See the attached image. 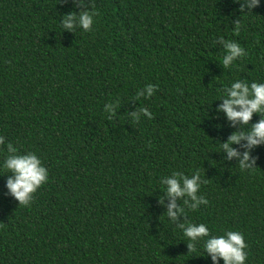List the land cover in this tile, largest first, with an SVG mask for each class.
<instances>
[{
    "label": "trees",
    "instance_id": "obj_1",
    "mask_svg": "<svg viewBox=\"0 0 264 264\" xmlns=\"http://www.w3.org/2000/svg\"><path fill=\"white\" fill-rule=\"evenodd\" d=\"M95 2L85 32L62 22L92 0H0V264H213L204 241L189 253V222L241 232L245 264H264V145L241 170L220 146L241 125L218 111L233 82L264 83V0L250 14L233 0ZM222 38L247 53L228 69ZM144 107L153 118L137 123ZM8 143L49 172L29 207L7 188ZM197 170L208 204L178 198L172 221L162 181Z\"/></svg>",
    "mask_w": 264,
    "mask_h": 264
},
{
    "label": "clouds",
    "instance_id": "obj_2",
    "mask_svg": "<svg viewBox=\"0 0 264 264\" xmlns=\"http://www.w3.org/2000/svg\"><path fill=\"white\" fill-rule=\"evenodd\" d=\"M240 3L239 11L250 14L252 10L259 6L260 0H233ZM83 6V5H82ZM96 2L92 0V10L81 11L78 15L71 12L63 18L62 27L68 31H74L78 21V26L85 32H91L94 25V17L99 13L95 11ZM242 27L241 20L235 21L234 34L239 35ZM225 48V55L222 58V66L228 69L234 63L244 58L247 53L239 43L222 38ZM158 90V85L148 84L145 91L147 98H151ZM223 104L218 111L226 113L229 121L233 125L239 123L240 129L234 132L227 143L220 144L223 151L227 152L228 160L236 158L239 160L241 170L254 171L257 169V159L253 158L251 151L253 148L264 145V83L253 82L249 85L246 81L237 80L230 87L223 90ZM143 95V93H140ZM141 114L152 119V113L147 107L138 109L132 114L133 120L140 121ZM261 118L258 123L252 124L254 115ZM218 119V117H216ZM111 120V117L108 118ZM250 126V131L246 129ZM219 127V126H217ZM243 143L242 142H245ZM5 145V138L0 136V146ZM233 145H241L246 149L241 155ZM7 153L4 160V168L7 173L14 174V179L9 178L7 188L11 196L18 202L20 207H29L35 198L37 191L48 182L49 172L43 166V162L35 153L19 154L18 149L12 143L7 144ZM208 180H202L200 172L197 170L194 175H184L182 172H173L172 177L162 181L166 187L168 197L172 203L168 205L167 217L176 221L180 215H185V208L177 206V199L188 197L184 200V205L192 211H197L201 205H207L208 200L198 195L201 185ZM163 204V198L160 199ZM179 228L183 230V235L189 241L187 247L190 252L196 251L197 244L204 241V248L207 256H211L213 264H219L220 260L224 264H245L248 258V248L244 235L239 231H226L224 235L212 236L209 228L205 224L182 223Z\"/></svg>",
    "mask_w": 264,
    "mask_h": 264
}]
</instances>
